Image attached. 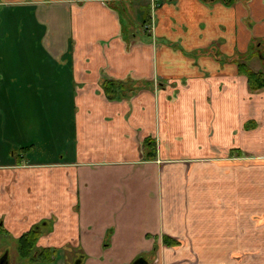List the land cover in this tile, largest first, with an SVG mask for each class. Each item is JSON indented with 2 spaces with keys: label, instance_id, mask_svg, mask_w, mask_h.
Returning <instances> with one entry per match:
<instances>
[{
  "label": "crops",
  "instance_id": "0c3cea01",
  "mask_svg": "<svg viewBox=\"0 0 264 264\" xmlns=\"http://www.w3.org/2000/svg\"><path fill=\"white\" fill-rule=\"evenodd\" d=\"M123 4L0 0V258L264 264V0Z\"/></svg>",
  "mask_w": 264,
  "mask_h": 264
},
{
  "label": "trees",
  "instance_id": "16d2710c",
  "mask_svg": "<svg viewBox=\"0 0 264 264\" xmlns=\"http://www.w3.org/2000/svg\"><path fill=\"white\" fill-rule=\"evenodd\" d=\"M120 7L121 9L123 7ZM124 24V21H123ZM126 30V27L123 26ZM238 69L241 74L247 77L248 87L251 91H256L264 88V71L255 72L244 62H238ZM104 92L109 99L121 98L127 93H132L138 88V85L134 82L120 81L113 79H105L102 82ZM41 226L34 227L32 230L21 235L17 240V252L22 259L21 264H31L35 261L43 259V252L38 254V249L35 246L37 238L40 234Z\"/></svg>",
  "mask_w": 264,
  "mask_h": 264
},
{
  "label": "rangeland",
  "instance_id": "374dc122",
  "mask_svg": "<svg viewBox=\"0 0 264 264\" xmlns=\"http://www.w3.org/2000/svg\"><path fill=\"white\" fill-rule=\"evenodd\" d=\"M123 8L118 7V10L123 18L125 27L132 28L133 26L141 25V23L146 19L147 11L149 14L150 10V1L149 0H134L133 2L128 0H123ZM148 3V4H146ZM152 13V12H150ZM130 16V17H128ZM10 261L11 264H19V260L22 259L17 253V246L12 248L10 252ZM23 262H20V264Z\"/></svg>",
  "mask_w": 264,
  "mask_h": 264
},
{
  "label": "water",
  "instance_id": "95a60500",
  "mask_svg": "<svg viewBox=\"0 0 264 264\" xmlns=\"http://www.w3.org/2000/svg\"><path fill=\"white\" fill-rule=\"evenodd\" d=\"M0 264H9L7 260V254L4 253L0 258ZM132 264H143L140 260H135Z\"/></svg>",
  "mask_w": 264,
  "mask_h": 264
},
{
  "label": "built area",
  "instance_id": "2783aa9c",
  "mask_svg": "<svg viewBox=\"0 0 264 264\" xmlns=\"http://www.w3.org/2000/svg\"><path fill=\"white\" fill-rule=\"evenodd\" d=\"M150 2H151V12H153L154 11V8H155V0H150Z\"/></svg>",
  "mask_w": 264,
  "mask_h": 264
}]
</instances>
